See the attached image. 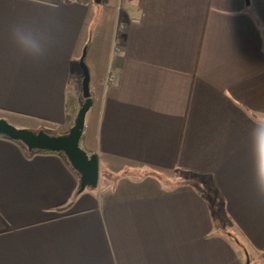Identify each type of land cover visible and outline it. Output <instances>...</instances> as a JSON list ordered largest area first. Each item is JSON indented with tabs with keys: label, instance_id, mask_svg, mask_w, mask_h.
<instances>
[{
	"label": "crops",
	"instance_id": "obj_1",
	"mask_svg": "<svg viewBox=\"0 0 264 264\" xmlns=\"http://www.w3.org/2000/svg\"><path fill=\"white\" fill-rule=\"evenodd\" d=\"M18 22L57 43L47 59L18 54ZM100 29L80 145L108 177L145 179L76 195L63 157L0 138V264H264L250 154L264 120V0H0V119L68 133L82 50ZM177 176L185 184L166 186Z\"/></svg>",
	"mask_w": 264,
	"mask_h": 264
},
{
	"label": "water",
	"instance_id": "obj_2",
	"mask_svg": "<svg viewBox=\"0 0 264 264\" xmlns=\"http://www.w3.org/2000/svg\"><path fill=\"white\" fill-rule=\"evenodd\" d=\"M100 2L101 0H95ZM247 4L250 0H246ZM86 51L80 59V66L83 71L82 95L84 101L76 116L74 125L65 134H51L45 130L33 131L27 128H18L5 119H0V135L21 142L28 150L52 151L65 155L71 167L79 173L80 186L78 193L86 188L96 189L99 185V158L97 154H90L84 150L80 141L85 129L86 115L93 106L94 100L90 88V73L85 63Z\"/></svg>",
	"mask_w": 264,
	"mask_h": 264
},
{
	"label": "clouds",
	"instance_id": "obj_3",
	"mask_svg": "<svg viewBox=\"0 0 264 264\" xmlns=\"http://www.w3.org/2000/svg\"><path fill=\"white\" fill-rule=\"evenodd\" d=\"M33 2L39 3L40 0ZM9 35L18 54L31 61L47 59L57 46V43L50 41L39 28L24 22L10 25ZM250 143L255 189L260 196H264V120L254 123Z\"/></svg>",
	"mask_w": 264,
	"mask_h": 264
},
{
	"label": "rangeland",
	"instance_id": "obj_4",
	"mask_svg": "<svg viewBox=\"0 0 264 264\" xmlns=\"http://www.w3.org/2000/svg\"><path fill=\"white\" fill-rule=\"evenodd\" d=\"M242 2L244 4H247L246 0H244V1L242 0ZM98 24H99V21H98ZM107 26H108V24L106 22H104L103 24H101L100 28L101 29H106ZM101 29L95 35H93L92 37H89L88 41H86V44L84 45L83 50H82L83 52H84L85 48H86L85 50H87V54H86V57H85V63L87 65L89 73H90V88H91V86H94L96 84L95 77L93 75H91V69H92V66H93L92 57H93L95 52H98L100 50L101 46L103 45V43L105 42V39H106L104 31L101 30ZM81 55H83V54H81ZM81 58H82V56H81ZM82 75H83V71H82ZM29 130H35V129H33V128L30 129L29 128ZM99 167H100L99 179L101 181V184H100V188L101 189H104V186H107L108 184H110L108 182V180L109 179H113V178H114V182H115L116 185L120 184L119 182H126L127 181L126 179L136 182L135 185H137L140 181L145 179V175H142V174H139V175L136 174L135 177L121 176V175H109V177H108L107 176L108 174L105 171V168H103L101 165ZM111 176H112V178H110ZM201 179L202 180H198V182L202 183L203 182V177ZM173 180H175V181H173ZM179 180H182V181L176 182V181H179ZM183 184H185L184 179L179 178L177 176L174 179H170V182L168 184H166V186H169V187H173L174 186L175 187V186H180V185H183ZM187 184H190V181ZM96 189H98V188H96Z\"/></svg>",
	"mask_w": 264,
	"mask_h": 264
},
{
	"label": "trees",
	"instance_id": "obj_5",
	"mask_svg": "<svg viewBox=\"0 0 264 264\" xmlns=\"http://www.w3.org/2000/svg\"><path fill=\"white\" fill-rule=\"evenodd\" d=\"M48 133H51V134H58V133L49 132V131H48ZM0 138H2V139H7V140H10V141H12V142H15V143H17L18 145H20L21 147H23V148L27 151V148H26L21 142H18V141H16V140L10 139L9 137H7V136H5V135H0ZM27 154H28V156H30V157L35 156V155H37V154H56V155H59V156H61V157H63V158L65 159V161L67 162V164L69 165V167L75 172V174L78 176V178L80 177V176H79V173H78L77 171H75V170L71 167V165L69 164V161L67 160V158L65 157V155L62 154V153H59V152H52V151H32V152H27ZM78 189H79V187H78ZM78 194H79V193H78V191H77L76 195H78ZM71 203H72V201H70V202H69L68 204H66V205H62V206L58 207V209H59V210H66V209L69 207V205H70Z\"/></svg>",
	"mask_w": 264,
	"mask_h": 264
}]
</instances>
